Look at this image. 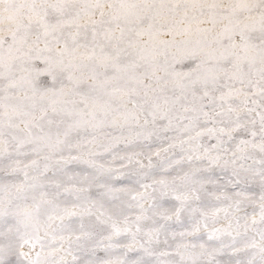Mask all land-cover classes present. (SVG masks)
Instances as JSON below:
<instances>
[{"label": "snow or ice", "instance_id": "obj_1", "mask_svg": "<svg viewBox=\"0 0 264 264\" xmlns=\"http://www.w3.org/2000/svg\"><path fill=\"white\" fill-rule=\"evenodd\" d=\"M0 264H264V0H0Z\"/></svg>", "mask_w": 264, "mask_h": 264}]
</instances>
